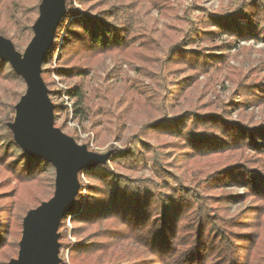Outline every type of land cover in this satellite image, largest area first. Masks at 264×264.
Instances as JSON below:
<instances>
[{
  "label": "trees",
  "instance_id": "trees-1",
  "mask_svg": "<svg viewBox=\"0 0 264 264\" xmlns=\"http://www.w3.org/2000/svg\"><path fill=\"white\" fill-rule=\"evenodd\" d=\"M142 1L157 6L161 3L66 0L67 14L42 65L47 85L46 77L53 72L47 66L53 63L62 41L57 74L79 80L69 94L76 100L75 107H82L74 111L75 118L83 115L86 120L90 112L83 80L108 56L151 80L162 77L156 88L126 78L118 105L94 112L101 124L108 121L116 130L132 116L143 133L171 141L152 146L134 140L123 152L114 151V170L106 164L99 168L109 173L92 169L79 174L80 183L84 175L88 185L81 183L76 206L59 229V233L64 230L71 217L77 239L71 247V262L264 264V125L255 124L251 117L247 121L232 117L233 112L264 106V69L245 73L226 63L229 50L237 42L264 41V0H243L229 13L204 16L187 31L177 32L176 38L166 34L162 39L143 29L136 11ZM40 3L0 0V9L7 5L9 11L6 20L0 19V35L20 47L21 39L10 37L9 30L31 35L35 21L32 17L19 18V12L39 14ZM222 37L227 41L219 43ZM216 68L233 74L229 101L216 108L190 103L180 109L200 78ZM0 84L26 88L11 65L1 60ZM49 94L51 99L55 95L50 89ZM14 95L17 103L22 93ZM8 108L0 117V179L9 175L26 192L14 194L8 189L9 178L0 181V264H9L11 253L19 251L24 214L33 204L43 202L42 176L55 175L50 163L29 157L16 144L8 128L15 105ZM61 111L55 107L56 127ZM144 167L154 175L137 176ZM168 180L175 181L176 186L171 187ZM231 188L243 189L244 193L234 197ZM54 190L55 185L52 195ZM237 202H249V206L231 214L229 205ZM63 246L61 243V249Z\"/></svg>",
  "mask_w": 264,
  "mask_h": 264
},
{
  "label": "rangeland",
  "instance_id": "rangeland-1",
  "mask_svg": "<svg viewBox=\"0 0 264 264\" xmlns=\"http://www.w3.org/2000/svg\"><path fill=\"white\" fill-rule=\"evenodd\" d=\"M16 1L18 2V0ZM242 1L243 0H161L158 6L151 1H142L137 4L136 11L142 22L143 29L147 33L159 39H162L166 34L176 38L177 32L187 31L192 24L197 23L204 16L229 13ZM28 5H30V2ZM6 6L7 5H4V8L0 9V19H2V21L6 20L9 16V11ZM77 7L81 10V7ZM18 10L17 7L14 8V11L17 12ZM22 17H32L33 21H36L38 14L28 15L20 10L19 18ZM173 27H175L176 32L173 31ZM9 36H16L21 39V46L16 49L23 53L33 38V33L30 35L29 33L14 29L9 30ZM164 41L165 40H163V42ZM225 41H227V38L222 37L219 43ZM61 44L62 41L57 48L53 63L47 66V69H52L53 72L46 77L47 86L55 93L51 99L52 102L55 106L62 108L56 123L58 128L63 127L62 131L73 137L78 144L86 145L90 151L99 154H105L111 150L115 151L116 149L123 152L134 140L138 139L152 146L171 141L169 138H155L151 136V134L143 133L141 125L139 122H136L132 116L123 121L117 130L113 129L111 125L108 124L107 120H104L107 121L106 124H101L99 122L100 118L94 116V112L96 113V111L100 109H107L112 105H118V98L123 94L125 87L123 82L126 78L129 80H139L144 86L150 85V87L154 88H156V83L159 81L158 78H162L159 76L156 80H151L148 77L141 76L134 68H131L122 60L118 61L116 57L112 56H108L101 64L96 65L90 75L83 80L82 90L87 96L88 105L86 107H88L87 110L90 112V116L88 120H86L83 115H79L75 118L74 111L82 107H75L76 100L70 96L69 92L71 87L79 83V80L76 78L63 79L57 74L58 68L56 63L60 56ZM206 46L207 45H205V47ZM214 54L221 55L220 52H214ZM228 55L229 57L226 63L233 69L242 70L245 73L255 69H259L260 71L264 69V41L262 39L250 42L239 41L229 50ZM232 77L233 74L230 73L228 69H213L209 75L201 77L197 86L189 91L187 98L179 105L180 109H185L190 103H207L216 108L221 102H228L234 90V86L231 82ZM169 81L170 80H168V82ZM25 90L26 88L20 89L16 86L9 88L4 87V84H0V96L3 102L0 104V117L6 115L9 110V105H16L19 102L15 103L14 93L19 92L23 95ZM167 114L171 115V112L168 111ZM239 116L246 121L250 120L249 118L251 117L255 124L264 125V106L248 109L244 113L233 112L232 114L233 119H238ZM113 121L117 123V121ZM172 158H174V156ZM108 164H110L111 169L114 170L111 160ZM96 171L109 173V171L102 168H97ZM153 175V172L145 167L137 174V176L143 177H150ZM5 178L10 179V186L8 189L13 190L14 194L17 192H26V190L18 185L13 178H10L9 175L1 178L0 181ZM42 179L45 180V191H43L41 198L44 202L53 196L52 186L55 184V175L46 173L42 176ZM159 181L160 183L164 182V180L161 179H159ZM81 183L88 185V181L84 175L81 177ZM168 183L171 187L176 186V182L173 180H168ZM229 191L234 197L241 196L244 193L243 189L238 188H231ZM248 206L249 202H237L230 204L229 209L231 214H236ZM36 207L38 206L33 204L32 209ZM26 214L27 213L24 214V217ZM73 228L70 217L67 219L64 230L60 232L62 236L60 243L64 244L61 249L60 257L64 264H72L70 259L71 247L77 242V239L73 236ZM17 255L18 252L11 253L10 260L17 258Z\"/></svg>",
  "mask_w": 264,
  "mask_h": 264
},
{
  "label": "water",
  "instance_id": "water-1",
  "mask_svg": "<svg viewBox=\"0 0 264 264\" xmlns=\"http://www.w3.org/2000/svg\"><path fill=\"white\" fill-rule=\"evenodd\" d=\"M66 14V0H41L32 26L33 38L23 53L0 35V60L9 63L26 85L8 128L26 155L45 160L55 169L54 194L25 215L18 255L9 264H62L59 229L76 206L81 189L79 174L108 164L114 154L113 150L92 152L55 126L56 106L44 82L42 65Z\"/></svg>",
  "mask_w": 264,
  "mask_h": 264
}]
</instances>
